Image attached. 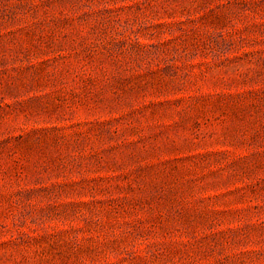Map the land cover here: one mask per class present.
<instances>
[{"label": "rangeland", "instance_id": "rangeland-1", "mask_svg": "<svg viewBox=\"0 0 264 264\" xmlns=\"http://www.w3.org/2000/svg\"><path fill=\"white\" fill-rule=\"evenodd\" d=\"M0 264H264V0H0Z\"/></svg>", "mask_w": 264, "mask_h": 264}]
</instances>
